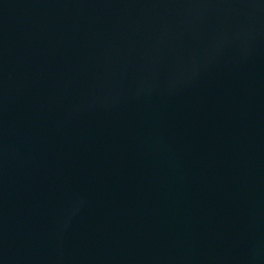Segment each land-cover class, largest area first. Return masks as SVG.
<instances>
[{
	"label": "water",
	"instance_id": "water-1",
	"mask_svg": "<svg viewBox=\"0 0 264 264\" xmlns=\"http://www.w3.org/2000/svg\"><path fill=\"white\" fill-rule=\"evenodd\" d=\"M0 264H264V0H0Z\"/></svg>",
	"mask_w": 264,
	"mask_h": 264
}]
</instances>
